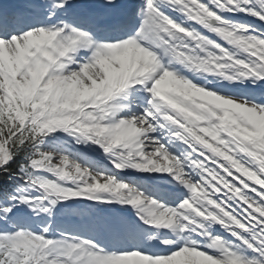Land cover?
I'll return each mask as SVG.
<instances>
[{"label": "snow or ice", "instance_id": "obj_1", "mask_svg": "<svg viewBox=\"0 0 264 264\" xmlns=\"http://www.w3.org/2000/svg\"><path fill=\"white\" fill-rule=\"evenodd\" d=\"M118 7L116 0L0 4V170L34 189L19 187L0 196V264H179L189 253L221 264H264V102L211 90L207 79L199 84L183 71L203 69L229 81L264 79V33L237 35L236 29L249 26L224 18L232 11H246L264 21V0H139L130 18L106 23ZM205 30L242 49V54L216 43ZM41 35L52 37L51 42L39 49L26 47ZM124 43L152 53L158 67L149 78L101 92L104 71L95 63L97 53ZM37 60L48 67L34 81L31 68ZM224 69L234 71L227 74ZM165 71L179 84L175 90L158 92L153 83ZM183 85L194 86L199 94H185ZM125 90L131 99L121 103L116 98ZM226 105L240 111L226 115ZM165 128L167 139L158 135ZM55 130L67 132L76 143L96 145L117 172L130 168L167 173L188 195L169 206L115 174L94 171L54 147H44V137ZM173 137L187 148L177 154L169 151ZM25 149H30L26 162L15 171L9 168ZM45 170L53 175L43 178ZM46 193L55 196L52 204L72 197L115 200L136 208L144 224L168 229H183L181 215L187 221L194 213L218 222L239 242L226 247L210 222L202 225V236L210 241L206 249H220L218 254L200 250L187 238L166 255L108 252L91 240L67 235L54 240L47 237L46 227L34 233L15 215L18 204L32 207ZM164 213L176 223L165 221ZM21 233L39 246L28 254L16 251L15 239Z\"/></svg>", "mask_w": 264, "mask_h": 264}, {"label": "clouds", "instance_id": "obj_2", "mask_svg": "<svg viewBox=\"0 0 264 264\" xmlns=\"http://www.w3.org/2000/svg\"><path fill=\"white\" fill-rule=\"evenodd\" d=\"M51 39L52 37L44 35L31 38L26 47H35L39 49L42 44L50 43ZM44 55L48 56V53H44ZM95 63L104 68H111V66H115L114 70L104 72L101 92L121 89L129 83L130 80L135 78H149L158 67V62L152 53L133 43H124L101 50L97 53ZM47 67L48 66L46 64L37 60L31 68L33 80H38L40 76L47 71ZM59 69L60 66L57 65V70ZM53 83H58V81H53ZM178 84L179 81L174 77V75L171 72L165 71L161 74L158 80L154 81L153 88L158 92L169 91L175 90ZM181 87L183 88L185 94H199V91L194 86L183 85ZM225 109L226 115L229 111H240L238 108H234L231 105H226ZM262 128H264V124H262ZM240 134L248 138L252 137V134L245 131H241ZM261 144L264 145V140L261 141ZM188 207L191 206L188 205ZM156 215L160 216V212L157 211ZM163 219L165 221L171 220L173 223H176L174 216L169 213H164ZM15 245V250L24 254L30 253L34 248L39 246L38 242L30 235L23 233L16 237ZM196 255L198 256L197 264H221V262L215 261L209 256H204L198 253ZM116 264H119V262H116ZM223 264H236V262L233 260H227L224 261Z\"/></svg>", "mask_w": 264, "mask_h": 264}, {"label": "trees", "instance_id": "obj_3", "mask_svg": "<svg viewBox=\"0 0 264 264\" xmlns=\"http://www.w3.org/2000/svg\"><path fill=\"white\" fill-rule=\"evenodd\" d=\"M30 151V149H25L20 151L13 160L9 162L8 167L12 170H17L18 165L21 164L20 160L24 158L25 152ZM14 180L11 178V174L0 170V196L6 195L10 192V185Z\"/></svg>", "mask_w": 264, "mask_h": 264}, {"label": "rangeland", "instance_id": "obj_4", "mask_svg": "<svg viewBox=\"0 0 264 264\" xmlns=\"http://www.w3.org/2000/svg\"><path fill=\"white\" fill-rule=\"evenodd\" d=\"M101 68H102V70H103L104 72H106V71H109V70H114L115 66H111V68H104V67H101ZM105 70H106V71H105ZM47 147H51V146H50V145H47ZM19 182L21 183L20 186L22 187V184H24L23 181L20 180ZM23 188H24V187H23ZM24 190H26V188H24ZM26 191H27V190H26ZM186 259L188 260L189 263L192 262V260L195 261V262L198 261L195 257H193V255H186Z\"/></svg>", "mask_w": 264, "mask_h": 264}, {"label": "bare ground", "instance_id": "obj_5", "mask_svg": "<svg viewBox=\"0 0 264 264\" xmlns=\"http://www.w3.org/2000/svg\"><path fill=\"white\" fill-rule=\"evenodd\" d=\"M139 1V0H138ZM106 71V70H105ZM186 262H188V261H186ZM194 262L192 261V264H193Z\"/></svg>", "mask_w": 264, "mask_h": 264}]
</instances>
